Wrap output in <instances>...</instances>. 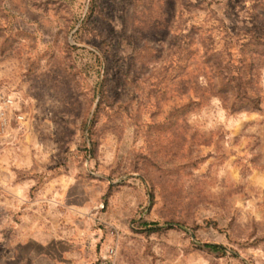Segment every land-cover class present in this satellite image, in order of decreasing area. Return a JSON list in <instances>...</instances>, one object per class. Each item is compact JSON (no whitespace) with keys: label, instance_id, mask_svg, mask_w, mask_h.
Wrapping results in <instances>:
<instances>
[{"label":"rangeland","instance_id":"rangeland-1","mask_svg":"<svg viewBox=\"0 0 264 264\" xmlns=\"http://www.w3.org/2000/svg\"><path fill=\"white\" fill-rule=\"evenodd\" d=\"M0 264H264V0H0Z\"/></svg>","mask_w":264,"mask_h":264},{"label":"trees","instance_id":"trees-1","mask_svg":"<svg viewBox=\"0 0 264 264\" xmlns=\"http://www.w3.org/2000/svg\"><path fill=\"white\" fill-rule=\"evenodd\" d=\"M236 89H238L240 93V85H237ZM250 107L251 109L260 110V102L258 97H256V99L250 100ZM204 247L214 253H218L224 250L223 246L216 244H206Z\"/></svg>","mask_w":264,"mask_h":264},{"label":"bare ground","instance_id":"bare-ground-1","mask_svg":"<svg viewBox=\"0 0 264 264\" xmlns=\"http://www.w3.org/2000/svg\"><path fill=\"white\" fill-rule=\"evenodd\" d=\"M17 104H16V102H15V100H14V97H11L9 100H8V103H7V108L6 109H8V108H14L15 106H16ZM3 109V108H2Z\"/></svg>","mask_w":264,"mask_h":264}]
</instances>
